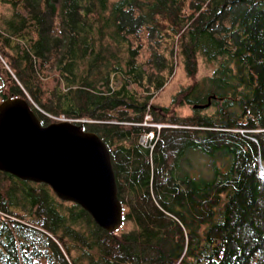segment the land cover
<instances>
[{"label": "trees", "instance_id": "16d2710c", "mask_svg": "<svg viewBox=\"0 0 264 264\" xmlns=\"http://www.w3.org/2000/svg\"><path fill=\"white\" fill-rule=\"evenodd\" d=\"M1 4L0 103L24 98L43 125L64 116L98 134L124 222L110 233L0 171V264H264V0ZM199 57L214 64L201 79ZM180 61L192 83L159 106Z\"/></svg>", "mask_w": 264, "mask_h": 264}, {"label": "water", "instance_id": "95a60500", "mask_svg": "<svg viewBox=\"0 0 264 264\" xmlns=\"http://www.w3.org/2000/svg\"><path fill=\"white\" fill-rule=\"evenodd\" d=\"M0 171L49 185L60 200L78 204L110 233L123 225L106 142L70 120L43 125L24 98L0 103ZM261 172L264 177V167Z\"/></svg>", "mask_w": 264, "mask_h": 264}, {"label": "rangeland", "instance_id": "374dc122", "mask_svg": "<svg viewBox=\"0 0 264 264\" xmlns=\"http://www.w3.org/2000/svg\"><path fill=\"white\" fill-rule=\"evenodd\" d=\"M11 14H12L11 6H9L7 4H1L0 5V16H9ZM0 57H2V56L0 55ZM1 61L3 62V65L6 68H10L8 63L6 62V60L1 58ZM213 68H214V64L207 63L203 58L199 57V59H198V78L201 79L204 76L210 75ZM172 75H173L172 78H170V80L168 81L166 86L159 92L156 99L154 100L155 103L158 104L159 106H168L169 104H171L173 97L175 95H177V93L183 87H186L192 83V80L187 75V72L185 70V67H184L182 61L178 62V65L176 66ZM53 84H54V82L50 81L48 83V86L52 87ZM3 90H5V86H4V83L0 77V101L2 100L1 93H3ZM34 106L37 107L36 104ZM176 113H177V115H180V116H187V115H190L192 113V109L189 106L184 105L182 107L176 108ZM49 117L51 118V120H55L54 118H56V121H53V122H57V121H60V119L65 118L64 116L54 117L52 115H49ZM65 119H67V118H65ZM147 119L149 120L150 117H147ZM154 126H157V128H160L163 125L156 124ZM141 142L144 145H146L145 144L146 143L145 137L141 138Z\"/></svg>", "mask_w": 264, "mask_h": 264}, {"label": "built area", "instance_id": "2783aa9c", "mask_svg": "<svg viewBox=\"0 0 264 264\" xmlns=\"http://www.w3.org/2000/svg\"><path fill=\"white\" fill-rule=\"evenodd\" d=\"M65 120H69V119H65V118L60 119V121H65ZM143 137H145V139H146V143L145 144L148 145L149 142L154 138V134L153 133H148L147 135H145Z\"/></svg>", "mask_w": 264, "mask_h": 264}]
</instances>
